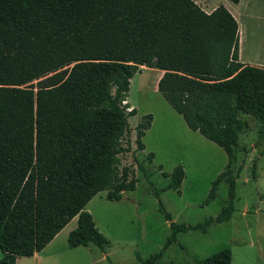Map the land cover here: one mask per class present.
I'll return each mask as SVG.
<instances>
[{
	"label": "trees",
	"instance_id": "16d2710c",
	"mask_svg": "<svg viewBox=\"0 0 264 264\" xmlns=\"http://www.w3.org/2000/svg\"><path fill=\"white\" fill-rule=\"evenodd\" d=\"M142 66L162 71L157 91L227 155L205 201L222 180L228 192L221 212L195 225L172 221L159 200L170 235L141 264H155L178 233L230 219L247 127L239 115L264 126V67L239 60L238 23L224 5L206 13L194 0H0V264L41 252L74 217L70 248H109L85 206L101 191L118 201L135 188L119 155L130 149L122 143L136 109L126 99ZM151 121L136 128L138 150ZM158 170L169 181L153 194L180 192L183 167ZM192 264H231V252Z\"/></svg>",
	"mask_w": 264,
	"mask_h": 264
},
{
	"label": "rangeland",
	"instance_id": "374dc122",
	"mask_svg": "<svg viewBox=\"0 0 264 264\" xmlns=\"http://www.w3.org/2000/svg\"><path fill=\"white\" fill-rule=\"evenodd\" d=\"M250 7L253 15L249 16L248 10L240 11V37L243 24L249 30L241 60L259 64L264 58V44L259 40L264 27L259 26L260 31H254L251 19L261 17L262 4L254 1ZM160 71L141 70L130 80L126 102L129 109H136V114L128 117L130 133L122 146H130V149L119 155V169L127 168L130 178L136 180L135 188L125 191L118 201L107 200L105 191H101L85 206L97 229L109 239V248L105 252L95 246L70 248L67 236L76 227L74 217L37 257H20L16 264H141L159 253L170 235L169 221L159 211V200L176 223L195 225L221 212L228 192L225 180L217 185L215 197L209 202L205 200L213 180L227 165V155L220 146L190 130L181 115L157 91ZM148 114L152 121L141 138L144 149L138 150L136 128ZM239 118L247 127L239 136L231 168L236 186L235 210L230 219L212 223L206 232L178 233L176 241L170 243L155 264H192L225 248L231 252V264H264V126L247 114L241 113ZM149 153L154 154L152 161L147 158ZM138 162L143 165V171ZM177 165H181L185 173L180 192L165 190L156 197L153 187L160 189L169 181L158 166L170 173Z\"/></svg>",
	"mask_w": 264,
	"mask_h": 264
},
{
	"label": "crops",
	"instance_id": "0c3cea01",
	"mask_svg": "<svg viewBox=\"0 0 264 264\" xmlns=\"http://www.w3.org/2000/svg\"><path fill=\"white\" fill-rule=\"evenodd\" d=\"M256 2L257 4H262V15L261 17L256 16L257 18L255 19L254 17H252L251 19V23H252V27L255 28L254 31H260L258 30V27L260 26L261 28L264 27V0H239L238 3H233L229 0H222L217 1V2H213L211 3L209 0H197V4L201 7L202 10H204L206 13H210L212 10H214L218 5L223 4L227 10L233 15V17L236 19L237 23H238V31L240 30V18H242L240 11L242 10H248L249 11V16L253 15L252 9L250 7V4H252L253 2ZM241 8V9H240ZM244 8V9H243ZM256 23V24H255ZM261 23V24H259ZM259 24V25H258ZM258 25V26H257ZM243 26V33H242V37H240V32H239V60L244 63V64H248V65H253V66H260V67H264V58H261V60L259 61V64H252V63H247L241 60V56L243 53V43L245 41V38H247V35L249 33V30L247 28L246 25H242ZM260 28V29H261ZM251 30V29H250ZM257 32V33H258ZM260 43L263 42L264 44V33H263V37L262 39H259ZM240 45H242V47H240ZM264 49V47H263ZM143 68L141 70H146L148 69L145 66H142ZM140 70V71H141ZM162 75V71H160V74H158V77L160 78ZM159 78H157L156 82H158ZM156 89H157V85H156ZM69 224V223H68ZM67 224V225H68ZM67 225L59 232L61 233L66 227ZM71 231V230H70ZM59 233L51 240V242L59 235ZM50 242V243H51ZM49 243V244H50ZM47 244V245H49ZM46 245V246H47ZM45 246V247H46ZM38 253L34 254L33 257H37Z\"/></svg>",
	"mask_w": 264,
	"mask_h": 264
}]
</instances>
